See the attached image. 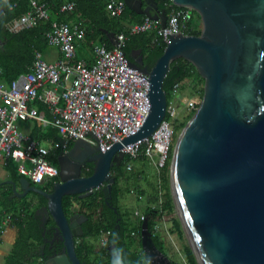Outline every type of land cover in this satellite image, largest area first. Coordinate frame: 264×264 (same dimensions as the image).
I'll return each mask as SVG.
<instances>
[{
  "label": "water",
  "instance_id": "1",
  "mask_svg": "<svg viewBox=\"0 0 264 264\" xmlns=\"http://www.w3.org/2000/svg\"><path fill=\"white\" fill-rule=\"evenodd\" d=\"M123 1L134 13L166 26L168 14L156 0ZM171 2L199 14L200 35L180 32L182 24L177 31L163 30L167 43L152 66L140 48L126 57L122 44L117 53L120 78L130 75L132 82L147 87L141 94L146 118L139 130L104 152L85 140L72 141L57 156L59 176L50 191L21 177L18 193L8 181L19 196L33 192L45 198L41 209L53 221L55 240L64 251L51 264H83L75 237L83 235L87 217L67 216L62 199L84 198L101 189L108 201L115 182L110 170L124 156L120 149L149 138L166 115L163 82L178 58L191 62L204 79L203 96L176 136L169 168L170 193L188 245L197 264H264V0ZM109 34L114 43L115 34ZM86 164H91L88 176L81 174ZM140 242L149 264H172L156 247L146 220ZM43 264L49 261L43 259Z\"/></svg>",
  "mask_w": 264,
  "mask_h": 264
},
{
  "label": "trees",
  "instance_id": "2",
  "mask_svg": "<svg viewBox=\"0 0 264 264\" xmlns=\"http://www.w3.org/2000/svg\"><path fill=\"white\" fill-rule=\"evenodd\" d=\"M40 1L48 3L49 19L42 20L32 27L12 31L10 26L13 20L30 9L29 1L0 0V5L4 9L0 13V41L3 42L0 46V81L9 83L20 74L29 71L36 54L43 53L48 46L45 33L49 30L50 22L53 19L68 21L70 24L73 23L77 27L83 28V40L91 47L94 43H101L108 49L112 48L109 38L102 31L103 29L114 32L115 35L124 33L126 39L123 52L126 57H130L134 48H140L141 53L145 55L144 61L149 66H152L166 46L162 37L157 34L156 29L131 35L129 33L130 26L133 23L142 21L144 15L136 14L126 6L123 14L118 18H114L108 13L105 0ZM68 1L75 3L74 9L69 13H65L67 15L59 13V7ZM156 1L159 8L164 9L167 14L172 8L177 7L172 4L171 0ZM190 10L191 14L181 21L182 32L189 35H200V16L196 11ZM185 84H189V93L196 96L200 101L203 96V77L191 62L184 58H178L170 63L169 71L163 82L167 101L172 98L175 85L182 89ZM198 101H195V107L198 106ZM33 104L37 108L39 116L51 118L47 104L39 100H34ZM194 110L190 109L182 117L173 119L174 143L176 132L180 131L186 124ZM166 118L168 119L169 116ZM28 122L31 123V129L28 131L29 138L44 142L50 148L47 159L51 164L58 167L57 156L62 149L55 146V143L60 141L57 129L49 125L44 127L38 121H33L30 118L22 121L23 124ZM71 145L72 142L69 143L68 148ZM125 162L126 159L122 160L121 166L114 165L110 170V175L114 177L115 182L111 186V198L108 201L101 191L84 198H79L77 195H66L62 199L63 209L67 216L78 211L87 217V221L82 227L84 235L76 242V253L79 258H82L83 263L114 264V262L119 261V264H149L140 242V226L144 220L147 222L148 230L151 232L156 247L168 257V247L164 243L163 236L160 235L157 226L163 221L164 216L174 213V204L169 188L170 160L167 161L162 171L157 173L158 181L155 183L148 182L146 187L143 186L142 181L147 182V169L153 164L151 159L140 156L133 163L134 167L132 166L131 170H126ZM81 174L84 176L90 175L91 164L84 166ZM119 180L123 181L125 187L119 186ZM130 186H133L132 190H134L136 200L142 203L143 220L135 214V210L130 216L128 212L121 211L119 208V203L123 199H119V196L124 197L126 193L129 194L131 192ZM34 196L37 197V206L45 203V198L42 196L37 194ZM31 202L30 200L21 201L19 206L22 210L24 209L22 211L24 216L13 218L17 223L18 234L12 254L7 258L6 264H29L26 254L33 246L30 240L40 239L42 229L39 227V222L33 215L28 216ZM7 204L13 206V212H15L14 210L17 211L11 202H7ZM30 214L32 213L30 212ZM51 222L53 223L52 220ZM170 222L169 232L177 235L179 239L183 238L184 232L178 217L171 216ZM106 230L110 231V236L106 245L100 246L98 244L100 231ZM109 245L113 247L108 248ZM183 253L188 264H197L189 245H183ZM169 259L172 264H177L172 258Z\"/></svg>",
  "mask_w": 264,
  "mask_h": 264
},
{
  "label": "built area",
  "instance_id": "3",
  "mask_svg": "<svg viewBox=\"0 0 264 264\" xmlns=\"http://www.w3.org/2000/svg\"><path fill=\"white\" fill-rule=\"evenodd\" d=\"M28 1L30 9L13 20L10 26L12 31L32 27L48 19L46 1ZM105 2L111 17L118 18L123 14L126 6L123 0ZM74 7L73 1L66 2L59 7V13H69ZM189 10L181 6L173 8L168 13L165 27H161L160 20L144 16L142 21L131 25L129 32L139 34L156 29L164 41L162 31L179 30ZM45 38L48 45L58 47L61 60L48 62L38 53L28 72L9 83L0 81V157H11L17 162L19 173L35 184L57 178L59 169L47 159L48 149L29 140L19 129L18 120L36 119L44 125L55 127L60 137L55 146L63 151L68 150L70 142L82 139L104 152L113 144L135 134L146 118L143 113L145 97L141 94L147 93V87L144 83L132 82L130 75L126 79L120 78L122 63L117 61V53L120 45L125 43L124 33L115 35L111 49L104 44L94 46L93 63L76 59L75 45L84 38L83 28L64 20H54ZM137 74L147 79L145 74ZM176 88L177 85L174 90ZM34 100L47 104L51 119L37 114L36 109L29 105ZM173 103L172 98L167 101L166 115L149 138L126 144L120 149L124 154L123 160L126 159V170H131L140 156L151 159L157 173L162 171L168 160L171 161L175 137L172 121L177 111ZM188 106L195 109V101L189 102ZM135 214L144 219L139 211ZM109 236V230L100 231V246L106 245Z\"/></svg>",
  "mask_w": 264,
  "mask_h": 264
},
{
  "label": "crops",
  "instance_id": "4",
  "mask_svg": "<svg viewBox=\"0 0 264 264\" xmlns=\"http://www.w3.org/2000/svg\"><path fill=\"white\" fill-rule=\"evenodd\" d=\"M40 2H42V1H40ZM47 6H49V5H47ZM0 8L3 10L1 5H0ZM190 14H191V10L188 11L187 15L189 16ZM65 15H67V14H65ZM48 19H46V20H48ZM54 20L61 21L58 19H53V20H51L50 24ZM66 22H68V21H66ZM68 23L70 24V22H68ZM71 25L77 26L76 24H73V23ZM103 30H105V29H103ZM129 31H130V29H129ZM110 32L111 31H107V33H105L103 31V33H105L107 35V37L109 38L110 43L113 47L114 43L111 41V39L109 37ZM133 35H135V34H133ZM99 44H101V43H94L93 46L91 47V46H88L84 42V40H82L80 42H76V45H75V47H76V59L83 60L87 63H93L95 60V57L93 54V49H94V46L99 45ZM136 49L137 48H134L133 50H136ZM140 51H141V49H140ZM40 55H41L42 59H44L48 62H55V61H59L62 59V54H61L60 50L58 49V47H56V46L48 45L47 48L45 49V51L43 53H40ZM144 56L145 55H143V57ZM33 103H34V101H31L29 105L34 107L36 109V112H37V108L35 107V105ZM41 117H43V116H41ZM44 118H46V117H44ZM51 118H52V114H51ZM51 118H46V119H51ZM31 120L38 121L36 119H31ZM22 121L23 120H18L17 125H18L19 129L28 137V139L31 140L29 138V134H28V131L31 129V126L29 129H25V128L23 129L24 124L22 123ZM20 122L22 123L21 124L22 126H20V124H19ZM39 124H42V123L39 122ZM42 126L45 127L48 125L42 124ZM49 126H51V125H49ZM32 141H35L38 144L45 146L49 151L50 148L47 145H45L44 142H42V141L40 142L38 140H32ZM21 177H23V176H21L17 172L15 162L6 156H1L0 157V264H6L7 258L12 254V251H13V248L15 245V241L17 238V234H18L17 223L14 221L13 218H16L17 216H21V217L24 216V213L22 212V211H24V209L22 210V208H20V206H19L20 202L23 200L32 201L30 204L28 216L33 215V217L39 222V227L42 229L41 230V236H40L39 240H34V239L30 240V242H32L33 246L27 252L26 259L28 260L29 264H43V258L39 254V251L42 248H46L47 250H51V246L49 247V243H47L46 239H44L43 237H44V233H45L46 229L49 227V225H53L54 223L51 222L52 223L51 224L49 222V224H48L45 222H41L39 214H38L40 208L36 204L37 197L34 196L35 195L34 193L28 192L25 196H19V195L12 192L13 186L8 181H13L15 184L16 191L18 193H21L22 189H21V184L19 182V179ZM7 202H11L16 207L17 211L14 210L15 212H13L12 211L13 206L8 205ZM25 210H27V209H25ZM30 212L32 214H30ZM99 236H100V234H99ZM98 241H99V239H98Z\"/></svg>",
  "mask_w": 264,
  "mask_h": 264
},
{
  "label": "rangeland",
  "instance_id": "5",
  "mask_svg": "<svg viewBox=\"0 0 264 264\" xmlns=\"http://www.w3.org/2000/svg\"><path fill=\"white\" fill-rule=\"evenodd\" d=\"M189 84H185V87L180 89V87H177L174 92L172 93V99L174 100L173 105L177 108L176 114L174 116L175 118H180L187 112H189V102H194L198 101V98L194 95H191L189 93ZM199 102V101H198ZM20 126H22L21 122L19 123ZM31 126V123H26L23 126V129H29ZM180 131L176 132V136L179 134ZM134 167V166H133ZM134 170V168H133ZM147 178L146 181H142L143 186L146 187V184L149 183H155L158 181V174L157 170L155 169L154 165L152 164L149 166L147 169ZM145 175V176H146ZM119 186L125 187V184L123 183L122 180L118 181ZM133 186H130L129 188L131 189V192L129 194H125L124 197L122 195L119 196V199H122L121 202L119 203V208L121 211L128 212L131 216L133 213V210L139 211L140 213L142 210V203L140 201H137L135 198V193L134 190H132ZM171 216H177V211L174 208V213L172 215H166L163 217V221L159 223L158 231L161 236H163L164 243L168 247V257L172 258L174 261L177 262V264H188L186 262L184 253H183V245H188V239L186 235L184 234L183 238L179 239V237L175 234H171L169 232V227L171 226L170 222V217ZM133 218L135 217L134 215L132 216Z\"/></svg>",
  "mask_w": 264,
  "mask_h": 264
},
{
  "label": "flooded vegetation",
  "instance_id": "6",
  "mask_svg": "<svg viewBox=\"0 0 264 264\" xmlns=\"http://www.w3.org/2000/svg\"><path fill=\"white\" fill-rule=\"evenodd\" d=\"M2 9L0 8V11H1ZM4 10V9H3ZM3 10L1 11V12H3ZM0 12V13H1ZM63 151V150H62ZM62 151H60V152H62ZM87 165V164H86ZM121 166V165H120ZM58 178H55L52 182H50V183H48V184H46V185H44L43 187H42V189L43 190H46V191H50V188H51V184H53L56 180H57ZM98 191H101L102 193H103V191L101 190V189H98L97 190V192ZM96 192V193H97ZM96 193H94V194H96ZM103 195H104V193H103ZM73 196V195H72ZM78 196V195H77ZM79 197V196H78ZM109 197L111 198V196H110V194H109ZM80 198V197H79ZM45 203H43L42 205H40L39 206V208L41 207V206H43ZM74 213H79L78 211H75ZM38 214H39V217H40V220H41V222H45V223H48L49 224V222L51 223V221H50V219H48L46 216H45V213L43 212V210L40 208L39 209V212H38ZM79 214H82V213H79ZM70 215H72V214H70ZM70 215H68V216H70ZM87 221V219L86 220H84L83 221V223L81 224V227H83V225H84V223ZM52 224V223H51ZM82 231H83V235H84V230H83V228H82ZM83 235H81V236H79V237H75V251H76V242H78V239L80 240V238H82V236ZM44 239H46V241H47V243H49V247L51 246V250H47L46 248H42L40 251H39V254L42 256V258L45 260V261H49V264H51L52 263V261L56 258V257H58V256H60L61 254H63L64 253V251L62 250V248H61V245L60 244H58L56 241L57 240H55L56 239V236H55V228H54V224L53 225H49V227L46 229V231H45V233H44V237H43ZM113 246H108V248H112ZM76 255H77V253H76ZM77 257H78V255H77ZM79 258V257H78ZM79 260H80V262L81 263H83L82 262V258H79ZM61 264H64V262L63 261H61ZM83 264H86V263H83ZM93 264H99V263H93Z\"/></svg>",
  "mask_w": 264,
  "mask_h": 264
},
{
  "label": "bare ground",
  "instance_id": "7",
  "mask_svg": "<svg viewBox=\"0 0 264 264\" xmlns=\"http://www.w3.org/2000/svg\"><path fill=\"white\" fill-rule=\"evenodd\" d=\"M8 158H10V159H12L11 157H9V156H7ZM13 160V159H12ZM14 161V160H13ZM15 162V161H14ZM15 164H16V170H17V172L19 173V171H18V169H17V162H15ZM20 174V173H19ZM21 176H23V177H26L30 182H31V184L32 185H35V186H37V187H43L44 185H46V184H48V183H50V182H52L55 178H50V179H47L46 181H44L43 183H41V184H35V183H33L27 176H25V175H22V174H20ZM33 193V192H32ZM34 194H36V193H34ZM38 195V194H37ZM41 196V195H40ZM42 207V206H41ZM40 207V208H41ZM141 227V226H140ZM145 253V252H144ZM146 255V254H145ZM147 257V256H146ZM148 260V259H147Z\"/></svg>",
  "mask_w": 264,
  "mask_h": 264
},
{
  "label": "clouds",
  "instance_id": "8",
  "mask_svg": "<svg viewBox=\"0 0 264 264\" xmlns=\"http://www.w3.org/2000/svg\"><path fill=\"white\" fill-rule=\"evenodd\" d=\"M114 264H119V261L114 262Z\"/></svg>",
  "mask_w": 264,
  "mask_h": 264
}]
</instances>
